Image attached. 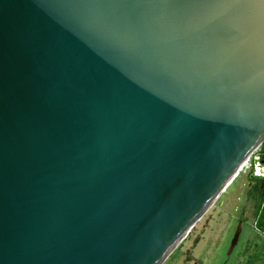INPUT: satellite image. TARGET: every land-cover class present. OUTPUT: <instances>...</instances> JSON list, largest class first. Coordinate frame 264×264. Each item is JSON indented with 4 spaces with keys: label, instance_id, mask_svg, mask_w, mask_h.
I'll return each instance as SVG.
<instances>
[{
    "label": "water",
    "instance_id": "95a60500",
    "mask_svg": "<svg viewBox=\"0 0 264 264\" xmlns=\"http://www.w3.org/2000/svg\"><path fill=\"white\" fill-rule=\"evenodd\" d=\"M263 140L264 0H0V264H162Z\"/></svg>",
    "mask_w": 264,
    "mask_h": 264
},
{
    "label": "rangeland",
    "instance_id": "374dc122",
    "mask_svg": "<svg viewBox=\"0 0 264 264\" xmlns=\"http://www.w3.org/2000/svg\"><path fill=\"white\" fill-rule=\"evenodd\" d=\"M245 174L241 172L232 181L162 264H248V259L257 258V253L248 256L244 241L234 248L227 262L224 258L234 229V204Z\"/></svg>",
    "mask_w": 264,
    "mask_h": 264
},
{
    "label": "flooded vegetation",
    "instance_id": "af4514ba",
    "mask_svg": "<svg viewBox=\"0 0 264 264\" xmlns=\"http://www.w3.org/2000/svg\"><path fill=\"white\" fill-rule=\"evenodd\" d=\"M255 152L258 158L254 161L251 159L250 167L238 173V175L241 172L246 174L242 189L234 204V229L232 236L238 228V239L234 248L241 241H244V249L248 256L258 254L255 260L250 262L248 259V262L250 264H264V140ZM227 251L228 246L225 251V262L228 261L232 254L231 252L227 255Z\"/></svg>",
    "mask_w": 264,
    "mask_h": 264
},
{
    "label": "built area",
    "instance_id": "2783aa9c",
    "mask_svg": "<svg viewBox=\"0 0 264 264\" xmlns=\"http://www.w3.org/2000/svg\"><path fill=\"white\" fill-rule=\"evenodd\" d=\"M258 158L257 153L254 151L251 156L249 157V159L246 161V163L243 165V167L241 168L240 171H244L247 170L250 167V160L252 159L253 161L256 160Z\"/></svg>",
    "mask_w": 264,
    "mask_h": 264
}]
</instances>
